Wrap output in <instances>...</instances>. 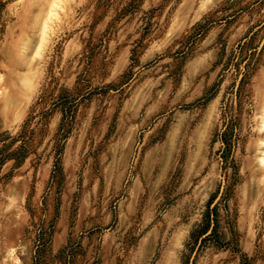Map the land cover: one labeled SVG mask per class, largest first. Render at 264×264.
Returning a JSON list of instances; mask_svg holds the SVG:
<instances>
[{"label": "rangeland", "instance_id": "obj_1", "mask_svg": "<svg viewBox=\"0 0 264 264\" xmlns=\"http://www.w3.org/2000/svg\"><path fill=\"white\" fill-rule=\"evenodd\" d=\"M0 156V264H264V0H0Z\"/></svg>", "mask_w": 264, "mask_h": 264}, {"label": "trees", "instance_id": "obj_2", "mask_svg": "<svg viewBox=\"0 0 264 264\" xmlns=\"http://www.w3.org/2000/svg\"><path fill=\"white\" fill-rule=\"evenodd\" d=\"M63 101L64 100H61V97H60L59 101L57 103H63ZM65 116H66L65 112H62V116H61V119H60V122H59V126H58V130H57V136H58L57 139H59L60 136H62L64 134L62 131H63L64 125H65V122H64L65 121ZM23 126L24 125H22V128H23ZM23 131H24L23 129L20 130L21 137H23V135H24ZM24 142H26V140H25V138H22L20 144L14 150H12L9 153L5 154V156L12 155L11 158L16 159V156L18 155V153L24 151ZM57 150L58 149H56V153H57ZM5 156H3V157H5ZM3 157L0 158V161L3 160Z\"/></svg>", "mask_w": 264, "mask_h": 264}]
</instances>
